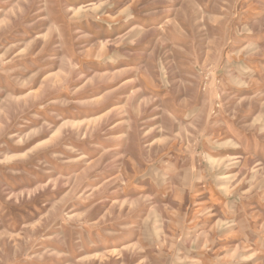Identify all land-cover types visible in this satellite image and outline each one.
I'll return each mask as SVG.
<instances>
[{"label": "rangeland", "instance_id": "rangeland-1", "mask_svg": "<svg viewBox=\"0 0 264 264\" xmlns=\"http://www.w3.org/2000/svg\"><path fill=\"white\" fill-rule=\"evenodd\" d=\"M0 264H264V0H0Z\"/></svg>", "mask_w": 264, "mask_h": 264}]
</instances>
